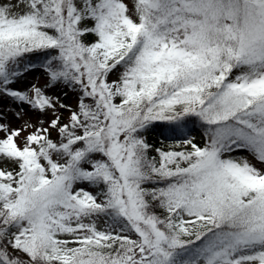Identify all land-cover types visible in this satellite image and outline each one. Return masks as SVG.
Here are the masks:
<instances>
[{
  "label": "snow or ice",
  "instance_id": "snow-or-ice-1",
  "mask_svg": "<svg viewBox=\"0 0 264 264\" xmlns=\"http://www.w3.org/2000/svg\"><path fill=\"white\" fill-rule=\"evenodd\" d=\"M0 264H264V0H0Z\"/></svg>",
  "mask_w": 264,
  "mask_h": 264
},
{
  "label": "trees",
  "instance_id": "trees-1",
  "mask_svg": "<svg viewBox=\"0 0 264 264\" xmlns=\"http://www.w3.org/2000/svg\"><path fill=\"white\" fill-rule=\"evenodd\" d=\"M153 142H158V140L156 139V137H153Z\"/></svg>",
  "mask_w": 264,
  "mask_h": 264
}]
</instances>
